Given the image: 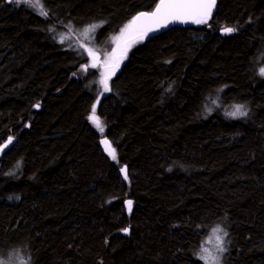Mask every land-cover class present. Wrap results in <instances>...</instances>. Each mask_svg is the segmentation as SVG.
I'll list each match as a JSON object with an SVG mask.
<instances>
[{
	"label": "trees",
	"instance_id": "16d2710c",
	"mask_svg": "<svg viewBox=\"0 0 264 264\" xmlns=\"http://www.w3.org/2000/svg\"><path fill=\"white\" fill-rule=\"evenodd\" d=\"M159 1L41 0L45 18L0 0V144L14 137L0 152V256L203 264L219 225L223 264H264V0H216L206 23L135 44L102 97L86 56L59 42L61 21L102 24L104 46ZM97 99L103 133L88 119ZM238 104L247 116L225 114Z\"/></svg>",
	"mask_w": 264,
	"mask_h": 264
},
{
	"label": "snow or ice",
	"instance_id": "6c2138e0",
	"mask_svg": "<svg viewBox=\"0 0 264 264\" xmlns=\"http://www.w3.org/2000/svg\"><path fill=\"white\" fill-rule=\"evenodd\" d=\"M7 2L10 4L14 3L16 6L24 3L32 8H36L41 16L45 18L49 16V11L45 8L44 4L41 3V0H7ZM215 5L216 0H160V2L155 5L154 11H140L138 14L134 15L123 28L120 29V35L113 38L117 42V47L121 49V58L123 55H126L128 49L133 43L138 40H143L149 32L156 31L159 27H166L169 23L175 22L185 24L189 22L194 24L206 23L211 17L212 9ZM60 23L68 30L69 34L73 32V26L71 23L64 24L62 21ZM100 26L101 25L98 24H91L85 27L81 34L85 37V39H87L88 33L94 32ZM49 30L55 32L56 28L52 27ZM233 31H235V28L232 26H228L223 29V32L227 34H231ZM58 35L60 36L59 42L64 43L66 38L65 34L59 33ZM68 47L77 51L78 55L83 57V53H80L74 45L69 44ZM80 47L83 48L85 46L81 44ZM85 50L88 52L89 56L92 57L91 67L95 68L97 66L98 57L91 48H86ZM114 52L115 49L113 50V53ZM118 63L119 61L116 59L105 63L104 67L106 74L104 80L102 81L105 91H110L108 79L115 72ZM81 68L86 72L88 62L84 61ZM260 74L264 76V68L260 69ZM98 103V99L95 103H93L91 107V114L88 116V119L101 133H103L104 128L100 126L99 118L96 116ZM35 107L39 108V104L35 105ZM232 108V111L225 113L231 118H240L248 115L245 105H233ZM13 139L14 137L9 135L7 137V142L0 144V152H3V150L12 143ZM100 143L105 146L107 154L114 161L117 160L116 148L113 147L109 139L104 138L100 141ZM17 167H19V163L17 164ZM120 172L124 174V179L127 180L128 172L126 165L121 166ZM126 204L131 212L133 201L127 200ZM122 231L127 233L128 228H124ZM213 234L216 240L214 250H209L201 245L200 251L195 253L197 257L203 261V264H221L223 254L228 250L227 245L231 242L227 239L229 237V233L224 227L217 225L213 229ZM0 264H31V258L28 257L26 260L24 257H21L18 252H12L9 253L7 257L0 256Z\"/></svg>",
	"mask_w": 264,
	"mask_h": 264
},
{
	"label": "rangeland",
	"instance_id": "374dc122",
	"mask_svg": "<svg viewBox=\"0 0 264 264\" xmlns=\"http://www.w3.org/2000/svg\"><path fill=\"white\" fill-rule=\"evenodd\" d=\"M98 25H101V26L98 27L94 32L88 33L87 39H85V37L81 34L83 29H80L76 32H72L71 34L68 33V30L64 31L63 33L66 36L64 43L67 45H69V44L74 45L80 51V53H83V56L84 55L86 56V58H87L86 61L88 62V68H87V71L86 72L84 71V72L88 73V74L90 73L92 76L93 75L96 76V79H93L92 82L89 84L88 89L90 91H92L93 93L102 97L105 93L109 92V91L104 90V86L102 83V81L104 80L105 74H106V70L104 67L105 63L109 62L113 59H116L119 61L118 65L116 66L115 72L108 79V85L110 88V80L120 70L122 63H123L127 53L129 52V50H131V48L135 44L143 41L144 39L138 40L135 43H133L132 46L128 49L126 55H123V57L121 58V49L117 47V42L113 39L114 37L119 36L120 32L117 33L115 36H113L104 46L99 47V41L100 40L98 39V32L103 25L102 24H98ZM81 44H83L85 47L81 48L80 47ZM86 48H91L92 51L95 52L96 56L98 57L97 66L95 68L91 67L92 57L89 56L88 52L85 50ZM114 49H115V52L113 53ZM99 122H100V126H101L102 123H101L100 119H99ZM104 149H105V147H104ZM215 244H216V240H215L214 234L212 232V238L208 241V243L204 247L208 248L209 250H214ZM221 264H223V257H222Z\"/></svg>",
	"mask_w": 264,
	"mask_h": 264
},
{
	"label": "water",
	"instance_id": "95a60500",
	"mask_svg": "<svg viewBox=\"0 0 264 264\" xmlns=\"http://www.w3.org/2000/svg\"><path fill=\"white\" fill-rule=\"evenodd\" d=\"M154 10H155V8H154ZM216 11H217V1H216L215 7L212 9L211 17L208 20L213 18V16L215 15ZM193 25H194V23H191V22L186 23V24L185 23H179V22L169 23L166 27H159L158 30L153 31V32H149L148 35L146 37H144V41L152 40V39H154V38H156V37L168 32V31H170L171 29H173L175 27L189 28V27H191Z\"/></svg>",
	"mask_w": 264,
	"mask_h": 264
}]
</instances>
